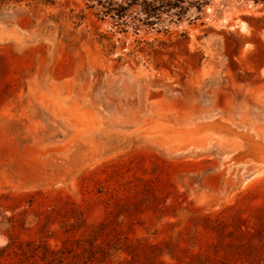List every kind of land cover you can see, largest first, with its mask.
<instances>
[{
  "label": "rangeland",
  "instance_id": "rangeland-1",
  "mask_svg": "<svg viewBox=\"0 0 264 264\" xmlns=\"http://www.w3.org/2000/svg\"><path fill=\"white\" fill-rule=\"evenodd\" d=\"M100 1L0 0V247L108 220L164 262L264 264V0L124 31Z\"/></svg>",
  "mask_w": 264,
  "mask_h": 264
},
{
  "label": "trees",
  "instance_id": "trees-1",
  "mask_svg": "<svg viewBox=\"0 0 264 264\" xmlns=\"http://www.w3.org/2000/svg\"><path fill=\"white\" fill-rule=\"evenodd\" d=\"M184 2L185 0H122L117 3L113 0H104L100 1V13L104 16L109 15L122 31L125 30L123 26H128L131 22L132 27L139 30L141 24L151 25L154 23L153 20H160L162 14L172 17L185 13L187 8L183 6ZM198 3L199 8L203 1ZM143 190L150 191L151 185L144 182L141 191ZM132 204H136L134 200L119 203L120 207L125 210ZM52 211L60 212V209L52 208ZM72 216L75 223H78L79 216ZM217 226L225 228L227 222L221 220ZM75 242L76 247L63 245L59 248H53L45 243L27 242L28 248H24L21 241L10 240L6 245L0 247V257L5 252L8 254L10 250L21 248L24 256L29 251H33L35 254L40 252L43 264H180L156 259L155 256L163 254L162 246L168 245L166 242L151 243L141 239L132 241L120 231L109 228L108 220L93 226L87 237L77 238ZM228 245H232V243ZM115 255H117L118 261L112 259ZM169 255L171 258L176 256L173 252H170ZM203 257L205 263L210 259L208 255ZM203 262L202 264H205ZM220 264L227 263L221 261Z\"/></svg>",
  "mask_w": 264,
  "mask_h": 264
}]
</instances>
